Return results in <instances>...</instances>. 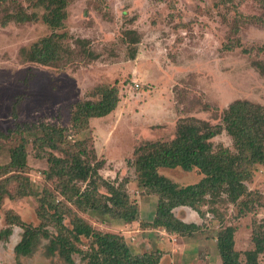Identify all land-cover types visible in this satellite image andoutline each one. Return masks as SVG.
<instances>
[{"label":"rangeland","instance_id":"374dc122","mask_svg":"<svg viewBox=\"0 0 264 264\" xmlns=\"http://www.w3.org/2000/svg\"><path fill=\"white\" fill-rule=\"evenodd\" d=\"M67 1V18L58 29L42 21V9L37 10V21L6 26H2L0 14V132L9 136L0 139V231L15 222L13 233L0 239V264H70L59 250L49 251L51 238L59 232L57 223L39 216L42 203L49 211H53L51 206L61 208L67 230L81 220L95 232L122 236L135 254L159 256L160 264H222L216 249L217 233L227 226L236 228L237 251L253 249V228L264 227V164L253 167L247 182L252 192L251 211L240 215L239 207L227 202L203 205L204 217L187 207L180 213L177 210L187 222L200 226L194 234L180 236L147 226L155 215L158 197L141 188L131 162L144 142L173 140L180 119L193 117L214 125L221 123L224 109L234 101L264 105V74L258 67L264 63V52L260 51L264 48V26L242 17L262 15L257 0ZM17 5L27 14L35 11L30 0H18ZM52 34H67L64 42L75 53L82 52L79 40H83L97 59L89 61L80 55L79 61L60 67L26 59L23 49ZM133 38L139 43H132ZM105 85L119 89L116 112L90 120L84 131L73 130L77 105L98 101L100 95L95 90ZM43 124L69 129L66 142L54 150L42 147L35 140L41 136ZM33 125L36 127H30ZM23 138L27 140V166L3 172L1 168L11 161V150L20 146ZM212 142L235 151L232 138L225 132ZM85 148L88 162L101 166L98 172L103 179L116 186L126 184L130 202L138 206L140 215L134 230L133 225L112 214L83 210L67 202L55 189L54 181L47 178L51 155L66 157L67 151ZM13 175V181L3 183ZM164 175L180 186L198 180L197 174L182 169L167 170ZM79 186L85 189L86 184ZM98 191L108 194L104 184ZM17 218L50 235L45 238L41 234L29 256H19L14 249L24 232ZM144 229L150 230L146 234L158 232V238L152 240L157 246L163 242L162 236L170 235L163 242L166 245L145 248V243L139 242ZM93 240L81 236L75 244L87 252ZM73 259V264H89L82 253H74ZM260 263L264 264V255Z\"/></svg>","mask_w":264,"mask_h":264},{"label":"trees","instance_id":"16d2710c","mask_svg":"<svg viewBox=\"0 0 264 264\" xmlns=\"http://www.w3.org/2000/svg\"><path fill=\"white\" fill-rule=\"evenodd\" d=\"M17 1L0 0L2 26L11 22L37 21L38 9L45 10L40 18L51 28L58 29L64 26L67 18V0H30L34 3L35 9L30 14L25 13L23 7L17 5ZM257 2L263 9L262 15L242 17L253 19L264 26V0ZM65 37L67 34L44 37L30 48L23 49V54L29 61L52 67L77 62L80 55L89 61L97 59L98 56L93 51L85 48L83 40H79L82 52L75 53L74 48L64 42ZM131 42L138 44L139 39L133 38ZM260 51L264 52V48ZM258 67L264 74V63H259ZM95 93L100 95L98 101L89 100L77 105L72 116L73 130L84 131L90 120L106 118L119 107L120 92L116 86H101ZM27 128L29 130V127ZM68 130L43 124L42 134L35 141L42 147L58 149L66 142ZM17 131L21 134L24 132L21 125H18ZM224 132L232 138L234 152L223 145L213 144L212 140ZM8 137L0 132V139ZM26 142L27 140L23 138L21 145L11 150V161L1 168L3 172L11 173L27 166ZM65 154L66 157L51 155L48 158L50 167L46 176L54 181L55 189L67 202L83 210H101L131 225L139 220L138 206L130 202L126 184L118 183L116 186L115 183L103 179L98 172L101 166L92 165L86 159L88 155L86 148L79 151L70 150ZM134 155L131 164L139 175L141 188L149 195L158 197L153 220L146 225L153 229L165 230L169 234L190 236L200 230V226L194 222H187L183 215L180 217L176 213L177 210L180 213L187 207L204 217L205 213L201 209L203 205L227 202L238 206L240 215H244L246 210L251 211L249 204L252 202L250 200L252 192L248 189L247 182L253 176V167L264 164V105L247 100L234 101L224 109L221 123L214 125L193 117L180 119L173 140L146 141L135 150ZM176 169L197 174V182L180 186L164 175L165 171ZM15 177L13 175L6 178L3 183L13 181ZM80 183L86 184L85 189L79 186ZM102 184L108 188V194H101L98 191ZM2 190L0 182V192ZM100 197L105 198L106 202ZM51 207L53 211H49L42 203L39 209L41 218L57 223L59 234L51 238L49 251L54 253L59 250L68 263H74V253H82L84 258H89V264H160L159 256L151 252L135 254L122 236L95 232L90 225L81 220L73 224L74 228L71 231L67 230L60 212L61 208L58 205ZM17 221L24 229L21 240L14 248L17 255H31L41 234L45 238H50L48 231L41 233L39 227L26 225L19 218ZM14 223L9 222V226L0 231V239L13 233ZM65 230L66 235L63 234ZM235 232V227L227 226L217 233V249L222 264H261L260 256L264 255V227L260 225L253 228L254 248L244 253L235 249ZM81 236L94 239L87 252L80 250L75 244Z\"/></svg>","mask_w":264,"mask_h":264},{"label":"crops","instance_id":"0c3cea01","mask_svg":"<svg viewBox=\"0 0 264 264\" xmlns=\"http://www.w3.org/2000/svg\"><path fill=\"white\" fill-rule=\"evenodd\" d=\"M184 215H185V214H184ZM185 220H186V218H185ZM186 221H187V220H186ZM128 225H129V224H128ZM128 225H127V226H128ZM135 225H136V224H133V226L130 225V226L132 227L131 229H133V228L135 227ZM127 226H126V227H127ZM128 227H129V226H128ZM128 229H129V228H128ZM133 230H134V229H133ZM136 231H137V229H136ZM142 231L145 232V231H150V230H149V229H148V230H147V229H144V230H142ZM151 231H152V230H151ZM160 232H161V234L164 233V232H162V231H160ZM128 233H129V232H128ZM148 233H149V234H146V232H145V234L141 235V238H139V242L142 240L143 243H145V244H144V245H145V246H144L145 248H147V247H152V245H153V246H157V245H154V244H153V241H152V240L155 239L156 237L158 238L159 235L156 234V233H158V232H156L155 234H154L153 231H152V232H148ZM161 234H160V235H161ZM169 236H170V235L165 236V237L162 236V240H163V242H164V241L166 240V238H168ZM158 242H159V239H158ZM163 242H162V243H159V246H157V247H161V248H162L164 245H166L165 243L163 244ZM165 242H166V241H165ZM168 247L170 248L169 244H168ZM171 247H172V246H171ZM216 249H217V248H216ZM169 250H170V249H168V251H169ZM184 250H185V248L182 249V251H184ZM180 252H181V250H180V251L178 250V253H180ZM168 256H169V254L166 255V256H164V257L166 258V257H168ZM176 256H177V255H176ZM218 260H219V257H218ZM220 261H221V259H220ZM220 261H219V262H220ZM161 264H162V262H161ZM184 264H185V263H184Z\"/></svg>","mask_w":264,"mask_h":264}]
</instances>
